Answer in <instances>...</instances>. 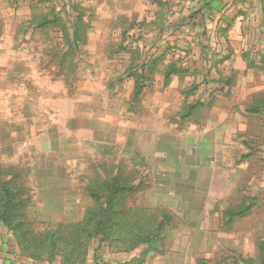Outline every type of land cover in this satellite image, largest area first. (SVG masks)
I'll use <instances>...</instances> for the list:
<instances>
[{
	"label": "rangeland",
	"instance_id": "obj_1",
	"mask_svg": "<svg viewBox=\"0 0 264 264\" xmlns=\"http://www.w3.org/2000/svg\"><path fill=\"white\" fill-rule=\"evenodd\" d=\"M211 1L0 0V264H264V0Z\"/></svg>",
	"mask_w": 264,
	"mask_h": 264
},
{
	"label": "trees",
	"instance_id": "obj_2",
	"mask_svg": "<svg viewBox=\"0 0 264 264\" xmlns=\"http://www.w3.org/2000/svg\"><path fill=\"white\" fill-rule=\"evenodd\" d=\"M220 0H212L211 2H207V5H210V7H212V5H216L217 8L222 7V5H220ZM204 147V144H203ZM114 183H116V181H104L102 182V190H108L110 194L108 195L107 198V203H108V207L106 209H103L100 211V213H97L96 211H91V214L94 216L95 218V225L92 227L93 231L95 232L94 235H99L101 233H103L104 231V227L105 224L104 223H100L96 220L97 215L99 214H107L110 213V208H112V205L114 203V201L116 199H118V194L124 190L125 187H119L116 188L114 186ZM1 190V197H0V221L2 222L3 225H12L16 216V211L18 208V202L15 198L14 192L12 190V188L10 187V185L5 184L2 185L0 187ZM99 190L92 188L90 186H87V195H89L90 199L93 201V203L95 205H97L99 203V196H98V192ZM249 209L248 207H246L244 210ZM243 211V210H242ZM113 213H116L115 211L112 210ZM117 214H115L116 217ZM238 215H241V212L238 213ZM114 225H116L115 221L113 222Z\"/></svg>",
	"mask_w": 264,
	"mask_h": 264
},
{
	"label": "crops",
	"instance_id": "obj_3",
	"mask_svg": "<svg viewBox=\"0 0 264 264\" xmlns=\"http://www.w3.org/2000/svg\"><path fill=\"white\" fill-rule=\"evenodd\" d=\"M101 264V263H100Z\"/></svg>",
	"mask_w": 264,
	"mask_h": 264
}]
</instances>
